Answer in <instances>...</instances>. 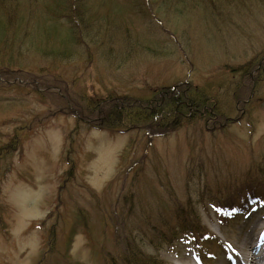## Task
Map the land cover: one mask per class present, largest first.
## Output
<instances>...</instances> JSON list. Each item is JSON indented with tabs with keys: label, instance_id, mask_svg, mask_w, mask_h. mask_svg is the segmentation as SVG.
Wrapping results in <instances>:
<instances>
[{
	"label": "rangeland",
	"instance_id": "1",
	"mask_svg": "<svg viewBox=\"0 0 264 264\" xmlns=\"http://www.w3.org/2000/svg\"><path fill=\"white\" fill-rule=\"evenodd\" d=\"M0 17L18 25L0 45L14 72L0 75V264H121L125 244L141 264H232L264 227V204H213H239L264 179V0H0ZM65 35V54H42ZM183 83L227 119L160 138L90 129L94 99ZM183 203L209 240L155 246Z\"/></svg>",
	"mask_w": 264,
	"mask_h": 264
},
{
	"label": "trees",
	"instance_id": "2",
	"mask_svg": "<svg viewBox=\"0 0 264 264\" xmlns=\"http://www.w3.org/2000/svg\"><path fill=\"white\" fill-rule=\"evenodd\" d=\"M55 1L56 0H51L52 5ZM177 1L185 3L188 0ZM191 1L194 2L195 0ZM73 6H76V4H73ZM14 22L16 21L7 20L6 22H2L0 17V45H6L3 34L7 32V24H10L12 29H14V27L18 28V25H14ZM39 26H42V28L38 30H44L46 33V29L48 28L45 27V24H40ZM49 29L51 28L49 27ZM46 35L48 37H51L53 33L49 32ZM68 40L69 35L59 37L57 39V41L59 42L57 44V48H50V50L42 52V54H48L49 56H61V54H65L66 51L63 48V45H67ZM10 64V54L8 53L7 57H5L2 56L0 52V75L5 76V74L3 73H6L10 78H12L7 79V81L13 80L14 76V72H9L10 70L5 68L7 66H10ZM261 66L264 67V65ZM258 67L259 66H257V71H255L254 74H258ZM254 70L255 68L253 69V71ZM244 85L245 84H243L242 86L243 91H245V89L247 88V84L245 86ZM207 94L208 92L200 88L191 86L190 84H180L176 87L160 90L157 94H152L148 98H131L127 96H121L116 98L109 97L106 99H94L96 106L91 105L88 108H92L95 116H92L91 121L88 124L93 126L91 128L105 130L111 133L119 131L140 130L146 132L149 138H154L163 137L172 132H176L180 127L185 125V123H191L192 120L206 119V123H211L219 119H227L225 116H221V113L218 110V106L211 100L210 97L207 96ZM240 95L242 96V94L235 93V97L233 96V98L234 101H236L238 104L240 102V106L242 107L247 103L245 102L242 105L244 100ZM89 113H91V110L89 111ZM16 143L17 139L15 138L11 143H9L12 145L8 144L7 150H12ZM230 189L231 188H229L228 190ZM231 195H233L232 192ZM250 196H252L253 198L255 194H250ZM223 205L229 208L228 210H230L234 206V204L231 205L230 202ZM180 212L181 213L177 211L176 221L180 223V230L183 233L194 235L195 233H199V231L202 230L198 224L199 218L197 217L192 207L181 206ZM191 220L193 221V228H187L186 226L191 223ZM156 228L157 232L155 237L157 238H167L171 235V232L166 234L162 231L163 229L161 230L158 227ZM157 238H155L156 241L158 240ZM150 244L154 245L153 243ZM125 245L126 246H124L122 254L119 255L120 263L141 264V261H144V259L142 258L140 251L137 250L136 252H134L130 245ZM146 264L161 263H159V261H148L146 262Z\"/></svg>",
	"mask_w": 264,
	"mask_h": 264
},
{
	"label": "bare ground",
	"instance_id": "3",
	"mask_svg": "<svg viewBox=\"0 0 264 264\" xmlns=\"http://www.w3.org/2000/svg\"><path fill=\"white\" fill-rule=\"evenodd\" d=\"M263 227L255 228V233L244 236L235 246V264H258L260 259H264V246L261 244Z\"/></svg>",
	"mask_w": 264,
	"mask_h": 264
}]
</instances>
